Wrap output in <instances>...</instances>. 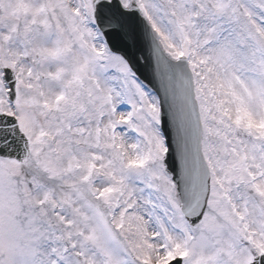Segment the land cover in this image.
Masks as SVG:
<instances>
[{
	"label": "snow or ice",
	"instance_id": "obj_1",
	"mask_svg": "<svg viewBox=\"0 0 264 264\" xmlns=\"http://www.w3.org/2000/svg\"><path fill=\"white\" fill-rule=\"evenodd\" d=\"M0 264H264V0H0Z\"/></svg>",
	"mask_w": 264,
	"mask_h": 264
}]
</instances>
